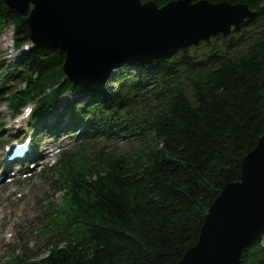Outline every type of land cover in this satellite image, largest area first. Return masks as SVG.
<instances>
[{
  "label": "trees",
  "instance_id": "1",
  "mask_svg": "<svg viewBox=\"0 0 264 264\" xmlns=\"http://www.w3.org/2000/svg\"><path fill=\"white\" fill-rule=\"evenodd\" d=\"M150 1L179 0H141ZM190 1L244 5L257 18L167 59L118 63L103 86L70 81L58 50H24L25 17L0 2V36L11 28L20 52L12 62L0 56L8 112L35 106L33 145L38 128L75 136L73 151L47 171L62 180L63 193L60 208L51 215L49 201L41 221L47 256L24 245L10 250L9 264H177L195 247L210 207L240 180L244 158L264 135V0ZM241 263L264 264V232Z\"/></svg>",
  "mask_w": 264,
  "mask_h": 264
},
{
  "label": "water",
  "instance_id": "2",
  "mask_svg": "<svg viewBox=\"0 0 264 264\" xmlns=\"http://www.w3.org/2000/svg\"><path fill=\"white\" fill-rule=\"evenodd\" d=\"M25 17L32 47L65 54L63 74L82 85L103 86L124 61L151 63L177 51L226 38L257 13L244 5L190 0L158 7L141 0H0ZM264 232V135L243 160L238 182L210 207L195 247L177 264H242L243 249Z\"/></svg>",
  "mask_w": 264,
  "mask_h": 264
},
{
  "label": "rangeland",
  "instance_id": "3",
  "mask_svg": "<svg viewBox=\"0 0 264 264\" xmlns=\"http://www.w3.org/2000/svg\"><path fill=\"white\" fill-rule=\"evenodd\" d=\"M11 34V28H8L0 36V56L8 62L15 61L20 53L15 52L13 48ZM8 87L16 88V85L10 83ZM2 95L3 93L0 94L2 98L0 101V264H9L8 259L12 260L10 250L20 249L24 245L33 256L39 258L47 256L49 247L47 243L50 242V238L40 232L41 221L47 218L44 214L49 210L48 202L52 203L53 208L50 213L53 215L52 213L60 208L63 196L58 190L62 180L58 175L54 176L51 171H47L58 163L57 150L73 151L75 136L69 131L61 132L62 130L48 134L38 128L39 143L35 144V147L32 146L30 153H36L39 158L37 160L31 158L23 167L16 166L17 160L14 161L13 154L9 153V145L13 142L19 143L27 137L28 122L31 117L25 116L22 112L14 117L8 112V101ZM68 98L70 96L61 99L57 113L64 109ZM29 107L35 108L34 105ZM51 140L55 142L51 144ZM46 144L58 147L55 150L54 148L47 150ZM110 149L111 147H105V152ZM20 169H27L30 177L22 174Z\"/></svg>",
  "mask_w": 264,
  "mask_h": 264
}]
</instances>
